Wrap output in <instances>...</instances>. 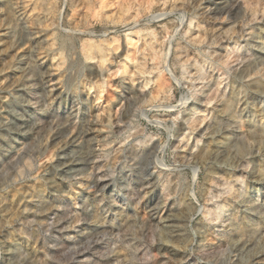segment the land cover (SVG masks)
Returning <instances> with one entry per match:
<instances>
[{"label":"clouds","instance_id":"1","mask_svg":"<svg viewBox=\"0 0 264 264\" xmlns=\"http://www.w3.org/2000/svg\"><path fill=\"white\" fill-rule=\"evenodd\" d=\"M0 264H264V0H0Z\"/></svg>","mask_w":264,"mask_h":264}]
</instances>
